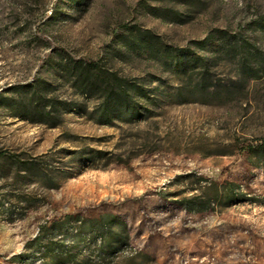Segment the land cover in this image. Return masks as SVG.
Segmentation results:
<instances>
[{
  "label": "rangeland",
  "instance_id": "obj_1",
  "mask_svg": "<svg viewBox=\"0 0 264 264\" xmlns=\"http://www.w3.org/2000/svg\"><path fill=\"white\" fill-rule=\"evenodd\" d=\"M262 61L264 0H0V264L83 260L87 219L155 264H264ZM97 74L141 91L105 108Z\"/></svg>",
  "mask_w": 264,
  "mask_h": 264
},
{
  "label": "trees",
  "instance_id": "obj_2",
  "mask_svg": "<svg viewBox=\"0 0 264 264\" xmlns=\"http://www.w3.org/2000/svg\"><path fill=\"white\" fill-rule=\"evenodd\" d=\"M155 10V9H154ZM175 16H173V18H171V21L174 22H178L179 18L177 17L178 14L174 13ZM156 16L160 17V18H164L163 16H161L160 14H155ZM144 33H146L147 35H149V37H147L148 39H150L152 37V34L149 30H144ZM210 41L209 36L205 37L201 40H194L192 43L202 49L206 43H208ZM230 41V40H229ZM227 41L230 44V47L234 48L233 43L237 42L236 40L234 42L232 41ZM228 48V47H226ZM253 53L249 50H247L245 52V55L243 56V61H242V65L247 66V64L250 62L249 56H251ZM258 57L256 55H252V58ZM95 67L94 63H88L85 66V71L86 73L91 72V70H94L93 68ZM258 69L256 70V72H264V61L260 62L258 64ZM73 69H78V67H73ZM89 71V72H88ZM83 73V71H82ZM101 77V74H97L93 76V80L89 81L90 84L87 86V88L85 89H89V88H94L97 91H100L101 93H105V99L103 101L105 108L107 107H115V106H119V105H126L129 106V101L127 99V92L128 91H134V92H140L141 91V87L140 86H135L134 89H130L129 84H124V83H118V82H113L112 80L108 79L107 80H102L103 82H101L100 80H98L97 77ZM243 79H247V78H253L254 74L253 72H248L247 69H243L242 74H241ZM89 79V77L87 78ZM85 85V84H84ZM86 87V85L84 86ZM193 96L199 98V99H205L207 97H212L211 95V91L208 90L209 86L207 84H205V76L203 75V72H201V78L198 79V82L196 84H194V88H193ZM27 94V92H26ZM38 93L36 91V89L31 91V97L32 99L30 100L31 103H33V97L36 96ZM104 97V96H103ZM124 101V102H123ZM40 102V100H38V103ZM40 104L33 106L32 109L26 108V111H28V114L31 115L32 113H36L35 109L38 108ZM38 113H42L40 110L38 111ZM250 151H252L254 153L255 156H257L258 158L264 159V142L257 144V145H252L249 147ZM73 217V219H77L74 218V216L70 215V214H65L62 216V218H60L58 221L53 220L52 224L57 225V227H60L62 229H64L66 227V225L71 221V218ZM80 225L75 228V234H74V238L73 242L74 245L77 242V238L80 237L81 234H83V232H87L91 229V226L95 227L101 231L102 234V238L101 241L99 243V247L97 249L92 250V252L86 256L85 258H83V260L80 258L81 256V252L80 250H74L73 246L72 248L69 249H64L62 248V250L57 251L54 248L51 249V246L47 247V252L49 253H55L53 254L54 258H58L57 263L56 264H116L118 262V260H123L124 262H126L125 264H141L140 262L144 261L145 264H155V260L154 258H152L151 256L147 255V254H143L141 252H138L136 250L129 252L128 254H119L118 252V248L119 246L116 245L115 243H120L122 245L123 239L125 237H121V238H117L115 241L112 240V236L113 233L115 232H124L125 228H124V224L121 222H117L118 224L115 225V227L111 226V224H107V223H100L98 221H92L90 219H87L85 221H80L78 220ZM47 223V222H46ZM41 229H43V226L41 227ZM114 230V232H113ZM43 233V230L42 232ZM40 238V237H39ZM38 238V239H39ZM126 241V238H125Z\"/></svg>",
  "mask_w": 264,
  "mask_h": 264
}]
</instances>
